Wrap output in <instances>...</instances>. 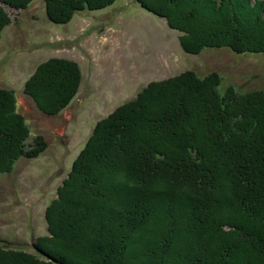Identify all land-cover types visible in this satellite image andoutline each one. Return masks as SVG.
<instances>
[{
  "label": "trees",
  "instance_id": "trees-1",
  "mask_svg": "<svg viewBox=\"0 0 264 264\" xmlns=\"http://www.w3.org/2000/svg\"><path fill=\"white\" fill-rule=\"evenodd\" d=\"M32 1L0 0V36L11 22L2 5ZM115 1L43 0L55 24ZM136 1L182 33L184 51L264 54V0ZM80 75L77 64L48 59L23 94L58 115ZM221 86L218 72L185 71L97 121L46 208L48 237L30 254L0 242V264H264V90ZM16 107L13 90L0 87V174L46 147L40 135L29 141Z\"/></svg>",
  "mask_w": 264,
  "mask_h": 264
},
{
  "label": "rangeland",
  "instance_id": "rangeland-1",
  "mask_svg": "<svg viewBox=\"0 0 264 264\" xmlns=\"http://www.w3.org/2000/svg\"><path fill=\"white\" fill-rule=\"evenodd\" d=\"M2 7L11 22L0 36V87L13 90L16 110L30 129L29 141L40 135L46 144L36 158L21 157L10 172L0 174V242L16 251L34 253L32 243L48 237L46 208L96 122L150 82L185 71L200 77L218 72L221 89L264 90V54L226 47L184 51L182 33L136 0L76 12L65 24L48 20L43 0L20 10ZM52 58L77 64L81 79L70 104L48 116L23 94V86L38 65Z\"/></svg>",
  "mask_w": 264,
  "mask_h": 264
}]
</instances>
